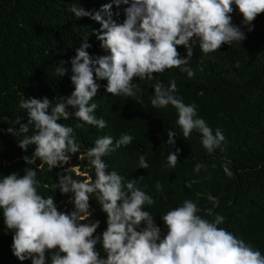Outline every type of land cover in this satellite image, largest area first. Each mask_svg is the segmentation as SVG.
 Here are the masks:
<instances>
[{"label":"clouds","instance_id":"clouds-1","mask_svg":"<svg viewBox=\"0 0 264 264\" xmlns=\"http://www.w3.org/2000/svg\"><path fill=\"white\" fill-rule=\"evenodd\" d=\"M112 4L126 6L123 22L111 18ZM233 4L243 17L242 26L251 31L257 15L264 13V0H112L99 11H86L76 4L67 9L77 18L88 16L100 24L95 35L107 54L86 51L91 45L83 38L70 59L69 79L74 85L70 95L60 96L55 104L47 97L22 95L18 107L24 110L26 118L11 121L19 127L6 130L14 137H22L17 143L23 151L35 146L31 155L22 157L26 165L39 160L42 164L37 167L46 164L49 171L62 168L53 187L62 194L70 193L73 204V210L60 211L53 196H42L38 191L37 168L26 166L23 175L17 172L0 175V210L5 227L13 232L11 250L18 260L48 264L50 256V264H264L260 250L219 227L225 217L214 211L219 206V197L210 193L206 199L212 207L201 209L193 200L184 199L160 215L166 229L162 232L151 212L145 210L155 203L153 197L137 186L136 179L125 180L103 160L121 146L132 143L134 137L129 133H122L115 141L108 135L96 138L86 153L95 170L94 178L76 179L70 169L63 167L72 154L79 153L80 145L73 135L74 129L58 121L74 117L82 122L77 127L84 124L98 129L107 127V121L95 115L98 106L92 102L100 88L98 80L107 81L105 90L113 96L136 97L137 79L154 81V74L172 68L193 78L194 48L198 47L206 57L224 44H240L246 38L242 27L232 22ZM177 46L185 48L184 56ZM65 63L60 60V66L56 65L55 76L62 77L69 71L62 66ZM151 87L154 92L151 105L159 109L172 106L176 110V125L185 140L193 131L199 133L208 153L226 141L222 129L213 131L198 115L195 103L185 104L177 95L174 78L167 86L155 80ZM197 94L203 95V90ZM0 121L8 123L9 117L0 115ZM167 136L165 143L174 145L175 131L169 129ZM179 151L168 154L169 168H175L179 162ZM138 167L149 168L145 153L138 154ZM204 168L206 165L197 163L193 170L199 172ZM222 169L226 176L234 177L227 163ZM155 187L162 192L159 182ZM93 197L106 213V228L100 235H94L99 220L84 222L92 215L89 202ZM201 211L212 219L199 215ZM97 244L106 258L96 250Z\"/></svg>","mask_w":264,"mask_h":264},{"label":"trees","instance_id":"trees-1","mask_svg":"<svg viewBox=\"0 0 264 264\" xmlns=\"http://www.w3.org/2000/svg\"><path fill=\"white\" fill-rule=\"evenodd\" d=\"M106 3L112 0H0V115L9 117L8 123L0 121V175L12 172L23 175L26 166L37 168L39 193L45 198L53 196L60 211L73 210L71 194H62L53 187L62 168L49 171L46 164L37 167L42 164L39 160L34 165H26L22 157L31 155L35 146L30 145L27 152L23 151L17 143L22 137H14L6 130L14 126L11 121L26 118L24 110L18 107L22 95L47 97L54 104L60 96L70 95L74 90L69 79L70 59L83 38L91 45L86 51L107 54L95 35L100 24L88 16L77 18L67 11L72 4L86 11H99ZM124 7L112 4L111 18L117 23L125 18ZM232 7V22L241 26L246 36L240 44H224L206 57L198 47L194 48L191 67L195 76L191 79L178 68L154 74L155 80L165 86L174 78L177 95L184 103H195L198 115L213 131L222 129L226 141L220 147L208 153L195 131L187 140L182 137L176 125V110L172 106L154 108L150 103L154 95L151 85L155 80H135L139 87L136 97L113 96L105 90L107 81L98 80L100 88L92 102L98 106L95 115L106 120L107 127L98 129L87 124L77 127L82 122L74 117L58 121L74 129L73 135L80 145L79 153L72 154L63 167L70 169L76 179L94 178L95 170L86 153L96 138L108 135L115 141L122 133H129L134 137L132 143L121 146L103 160L125 180L136 179L137 186L153 197L155 203L145 210L151 212L162 232L166 229L160 215L184 199L193 200L201 209L212 207L206 199L210 193L219 197V206L214 211L225 217L219 227L233 232L264 254V13L257 15L252 30L248 31L242 26L243 17L235 4ZM101 14L108 18L106 13ZM177 49L181 56L186 54L183 46ZM60 60L66 62L62 66L69 71L57 77L54 70L56 65L60 66ZM201 90L204 94L198 95ZM169 129L176 133L174 145L165 143ZM176 149L180 150L179 162L175 168H169L167 156ZM139 153L146 154L148 169L138 167ZM197 163L206 168L195 172ZM225 163L233 178L224 173ZM157 182L162 185V192L157 191ZM89 203L92 215L84 222L99 220L94 235H100L106 228V213L95 197ZM199 215L212 219L205 217L203 211ZM12 235L3 223L0 210V264H31L30 259L20 261L12 253ZM96 250L106 258L100 244Z\"/></svg>","mask_w":264,"mask_h":264},{"label":"rangeland","instance_id":"rangeland-1","mask_svg":"<svg viewBox=\"0 0 264 264\" xmlns=\"http://www.w3.org/2000/svg\"><path fill=\"white\" fill-rule=\"evenodd\" d=\"M76 171H77V168H76V166H72Z\"/></svg>","mask_w":264,"mask_h":264}]
</instances>
